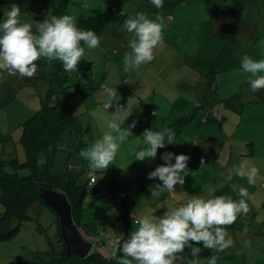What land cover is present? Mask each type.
<instances>
[{
    "label": "rangeland",
    "instance_id": "1",
    "mask_svg": "<svg viewBox=\"0 0 264 264\" xmlns=\"http://www.w3.org/2000/svg\"><path fill=\"white\" fill-rule=\"evenodd\" d=\"M56 1L0 0V79H3L7 63L17 53L16 41L21 34L20 36L14 34L12 28L19 27L23 35L33 31L42 25L38 22L48 19V12ZM135 1L68 0L63 16V23L74 27L81 16H88L91 12L104 13L112 4L119 7L121 10L119 13L122 15L121 20L106 25L96 42L85 41L83 43L82 54L86 61L92 63V71L85 72L80 77L77 73L71 75L67 83L68 88L63 94L73 114L79 117L85 130L77 137V152L67 158L68 164H77V175L82 172L86 176L90 168L94 169L101 183L98 191L95 186L89 188V193L83 198L82 206L84 222L91 226L94 225L96 230L109 234V238L104 237L100 243L101 249L107 254H112L115 250L112 242L121 239L124 235L123 221L118 219L120 206L123 203V199L118 196L119 192L126 194L129 183L132 188H135L131 178L137 177V173L141 171L144 151L138 153L134 144H138L142 131L145 132L146 138L149 136L153 143L156 142L155 136L149 129L135 126V113L153 117L154 113L150 109L153 104L162 108L167 106L166 98L170 94L165 90L167 89L165 85H174L180 81L185 74V69L188 68L186 66L191 64V62H184L185 66L175 62L174 57L177 53L180 51L183 54L189 53L193 55L197 64L209 63L211 65L213 60L219 64L217 59L223 49L221 35H215L212 30L208 5L204 0H188L172 9L162 7L153 8V10L144 6L136 7ZM238 1L227 0V4L238 3ZM260 1L261 6L255 7L251 12L254 20L250 17L253 20L252 24L256 26L255 39L246 40L237 36L234 40L233 52L229 53L221 63L219 73L216 74L218 91H223L221 95H226V97L231 93L244 95L247 90L256 91L254 84L256 78L264 79V0ZM167 15H170L173 20L164 21ZM150 17L159 27V31H153V35H150L149 40L153 43V47L147 50L148 44L143 36L141 37L142 27L139 24L146 23ZM239 17L241 20L245 19V15L239 12L232 16V20H238ZM108 39L111 48L109 52L101 44L102 40ZM153 58H156L154 62H152ZM173 64L177 65L173 68ZM148 67H155L157 74L151 73ZM119 68L124 70L125 77L119 76ZM104 69L107 70L108 79L104 76ZM101 80L114 84L111 86L110 93L102 90ZM119 83L124 87L123 94L127 98L124 113L130 114L131 112L134 115L131 120L133 125L140 130L139 133L130 132V123L126 125L121 119H112L110 115L119 109L108 111L103 108L104 104L112 103L107 102L106 98L120 95ZM130 84L133 86L131 92L126 86ZM154 85L159 87L155 88ZM29 87L24 84L18 88L14 87V91L11 94L7 93L4 97L8 103L0 108L2 132L5 135H11L15 142L14 149L20 159L24 158L22 144L19 142L20 125L41 106L37 91ZM186 100H188L187 97ZM184 101L182 97L179 98L176 105L174 104L175 108L180 110L181 102ZM74 141L75 136L73 140L66 142L68 146L61 149L59 156L72 150ZM167 150L169 154L172 152L170 147ZM172 158L173 155L170 156V160ZM43 161L44 154H41L38 162L42 164ZM55 166L56 168L65 167L66 163L57 160ZM55 166L54 172L56 171ZM58 168V170L64 169L63 167ZM141 202V200L135 201V208H133L136 213L142 210L139 209ZM44 209L40 217L30 211L31 218L21 226V234L13 240L14 246H3V250H0V264H28V251L36 249L47 251L57 246L56 223H52L54 216L49 209L45 207ZM4 210V206L0 203V213ZM136 221L137 219L132 226L135 227L136 238L142 240L144 235L135 226L138 223ZM149 224L151 222L147 223ZM153 228L149 226L151 233ZM93 234L97 237V234L94 232ZM101 237L98 239H102ZM46 239L49 245L46 244ZM154 244H151L152 248L155 247ZM140 246L141 251L146 254L123 255L120 258V264H153L151 258L156 259V257L152 253L157 254L156 251L159 248L148 251V246L144 244ZM129 251L131 250L128 249L127 252ZM6 252L12 256H6Z\"/></svg>",
    "mask_w": 264,
    "mask_h": 264
},
{
    "label": "crops",
    "instance_id": "2",
    "mask_svg": "<svg viewBox=\"0 0 264 264\" xmlns=\"http://www.w3.org/2000/svg\"><path fill=\"white\" fill-rule=\"evenodd\" d=\"M43 21L44 19L38 23ZM139 25L142 27L141 37L148 44L149 50V47H153L150 35H153V31L158 32L159 27L151 17L146 23ZM14 28L18 32L13 33L19 36L21 34L22 37L21 29L16 26L12 29ZM20 37L16 41V56L20 49ZM102 41V46L109 52V39ZM105 54L102 55L103 59ZM155 60L153 58L152 62ZM174 60L182 65H185L184 62L191 64L185 65L188 68L184 70L185 74L180 81L174 85H165V90L170 94L168 100L166 98L167 106L162 108L153 104L150 107L154 113L155 130L159 134L166 133L169 123L178 116L192 114L194 104L201 99L200 89L203 88L201 84H204L202 79L210 72L209 63L197 64L189 53L183 54L180 51ZM176 65L173 64L172 67ZM148 69L157 74L155 67ZM103 73L108 79L106 69ZM3 75V79H0L1 99L7 93L11 94L20 83L17 76ZM125 75L124 70L119 68V76L123 78ZM101 82L102 90L110 93L114 84L107 80ZM215 83L219 101L193 113L192 118L178 130L168 131L172 152L169 154L168 150L165 151L162 162H155V142L149 136L146 138L145 132H141L138 144H134L138 153L144 151V154L141 171L131 181L141 177L145 185L132 188L129 183L127 193L124 198H120L131 204V214L136 216L138 222L135 226L144 235L142 240L136 238L137 233L132 226L135 220L130 219L135 243V250L130 248L131 255L146 254L141 251L140 245L144 244L148 246V251L159 248L157 254L152 253L156 257L151 258L153 264H264V79L256 78V91L247 90L244 95L231 93L227 97L221 95L223 91H218L216 80ZM40 86L44 89L45 85ZM126 86L131 92L132 84ZM119 87L120 95L106 98L107 102L122 104V108L115 110L110 116L112 119L123 120L126 125L130 123L129 130L132 134L139 133L140 130L131 120L134 115L131 112L124 113L127 98L120 83ZM181 97L185 101L181 102L182 108L178 110L174 104ZM135 115L143 116L137 113ZM68 157L67 152L59 156L58 161L66 163V166H58L60 169L63 167L62 170L55 166V173H77V164L69 165ZM155 166L160 167V172L152 178L151 172L155 171ZM100 185L99 182V187ZM136 200L142 201L139 207L142 210L138 213L134 209ZM82 222L84 223V215ZM148 222L151 224L147 225ZM122 224L125 233V223ZM149 226L154 227L152 233ZM92 228L97 237L91 231L85 234L96 243L92 250L98 248L103 254L110 255L100 247L103 238H109V234L96 230L94 225ZM20 234L21 230L14 238L0 241V250H3V246H14L13 240ZM117 241L112 242L115 248ZM152 243H155L153 248ZM46 244L49 245L47 239ZM185 245L189 248L187 253L182 255L175 251ZM33 252H27L29 261L34 258ZM172 252L173 255L167 257ZM6 254L8 257L12 256L7 252Z\"/></svg>",
    "mask_w": 264,
    "mask_h": 264
},
{
    "label": "trees",
    "instance_id": "3",
    "mask_svg": "<svg viewBox=\"0 0 264 264\" xmlns=\"http://www.w3.org/2000/svg\"><path fill=\"white\" fill-rule=\"evenodd\" d=\"M187 1L136 0L135 6H144L152 8V10L162 7L172 9ZM67 2L68 0H57L48 12V19L33 31L19 38V53L13 61L7 63L13 65L14 73L8 75L4 70L6 76L14 75L20 79L19 86L24 84L33 87L40 96L41 106L20 125L19 142L22 144V155L24 152L23 159H20L16 153L15 142L11 135L3 134L0 124V203L5 208L4 212L0 213V241L15 236L23 223L31 218L30 211L35 212L38 217L41 216L45 205L39 192L41 189H45L59 192L66 197L71 207L74 224L86 241L96 244L95 241L85 236L89 231L95 233V230L90 224L82 222L83 198L89 193L91 186L98 188L97 191L100 188L98 180L97 184L88 185L87 175L89 171L93 170L89 169L86 176L82 172L78 175L77 173L70 175L69 172L61 174L55 173L53 170L61 149L67 145L66 142L73 140L75 136L72 150L68 151L70 157L77 152V137L85 131L79 117L73 114L71 106L63 95L65 89L68 88L67 83L71 75L77 73L80 77L85 72L92 71V63L83 57L82 45L85 41L96 42L106 25L121 20L122 15L119 13L121 11L119 7L112 4L108 11L104 13L91 12L88 16H81L74 27H69L63 23ZM204 2L208 5L214 34L221 35L223 49L217 59L219 64L215 60L211 61L210 72L202 79L204 84H201L203 86L200 89L201 99L194 104L192 114L219 101L215 92V76L219 73L221 63L229 53L233 52L234 40L237 36L246 40L255 39L256 26L252 24L254 19L251 12L255 7L261 6L260 0H239L234 4H227V0H204ZM239 12L245 15V19L241 20V16L238 20H232V16ZM165 19L170 22L172 17L167 15ZM41 84L45 85L44 89L40 86ZM196 89L199 88L196 87ZM7 103V99L0 98V108H3ZM107 104L109 103L104 104L103 108L108 111L112 110L113 108L106 109L104 107ZM110 105H121L122 108L121 103H111ZM192 114L178 116L169 123L167 132H162V134L155 130L154 117L145 115L134 118L136 127L149 129L156 138L155 162H162L163 153L171 146L168 131L170 129L178 130L192 118ZM41 154H44V161L39 164L38 157ZM160 167L156 168L155 166V171L151 172L152 178H155L160 172ZM132 184L137 187L145 185L141 177L136 178ZM47 209L54 216L52 223H56L57 246L47 251H34V258L28 261V264H120V258L123 255L132 254L127 252L128 249L135 250L130 221L132 207L127 200H123L118 216L125 223V233L115 243V251L110 255H105L97 248L84 259L67 256L60 238L58 218L50 208ZM188 250L189 248L185 245L178 247L175 251L183 255ZM173 253L167 254V257H171Z\"/></svg>",
    "mask_w": 264,
    "mask_h": 264
},
{
    "label": "water",
    "instance_id": "4",
    "mask_svg": "<svg viewBox=\"0 0 264 264\" xmlns=\"http://www.w3.org/2000/svg\"><path fill=\"white\" fill-rule=\"evenodd\" d=\"M39 196L45 207L50 208L58 218L60 238L67 256L86 258L93 249V244L86 241L73 222L71 207L66 197L52 190L41 189Z\"/></svg>",
    "mask_w": 264,
    "mask_h": 264
},
{
    "label": "built area",
    "instance_id": "5",
    "mask_svg": "<svg viewBox=\"0 0 264 264\" xmlns=\"http://www.w3.org/2000/svg\"><path fill=\"white\" fill-rule=\"evenodd\" d=\"M13 32L14 33H17L18 32V29L14 28L13 29ZM5 70H6V73L8 75H11L14 73V68H13V65L12 64H7L6 67H5ZM106 109H120L121 108V105H110V104H107L104 106ZM87 180H88V185L91 186V185H95L97 184V177H96V174L95 172L93 171H89L88 172V175H87ZM263 187H264V183H263ZM119 197L120 198H124V194L123 193H120L119 194ZM131 218H135V215H131Z\"/></svg>",
    "mask_w": 264,
    "mask_h": 264
},
{
    "label": "bare ground",
    "instance_id": "6",
    "mask_svg": "<svg viewBox=\"0 0 264 264\" xmlns=\"http://www.w3.org/2000/svg\"><path fill=\"white\" fill-rule=\"evenodd\" d=\"M125 196V195H124ZM120 198V197H119ZM132 215H134V214H132ZM130 218H131V215H130ZM132 220H136V216H135V218L133 219V218H131Z\"/></svg>",
    "mask_w": 264,
    "mask_h": 264
}]
</instances>
